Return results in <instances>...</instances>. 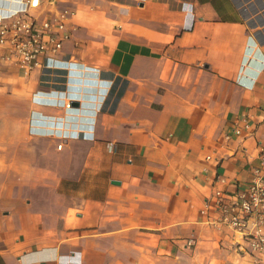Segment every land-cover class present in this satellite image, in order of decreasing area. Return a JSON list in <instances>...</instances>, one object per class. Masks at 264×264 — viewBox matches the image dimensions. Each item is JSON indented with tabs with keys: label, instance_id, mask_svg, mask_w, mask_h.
<instances>
[{
	"label": "crops",
	"instance_id": "1",
	"mask_svg": "<svg viewBox=\"0 0 264 264\" xmlns=\"http://www.w3.org/2000/svg\"><path fill=\"white\" fill-rule=\"evenodd\" d=\"M62 9L56 57L103 73L90 79L105 93L84 87L65 109L71 86L42 83L64 78L58 64L25 70L0 48V264H264L219 208L264 170V0H41L30 14Z\"/></svg>",
	"mask_w": 264,
	"mask_h": 264
},
{
	"label": "built area",
	"instance_id": "2",
	"mask_svg": "<svg viewBox=\"0 0 264 264\" xmlns=\"http://www.w3.org/2000/svg\"><path fill=\"white\" fill-rule=\"evenodd\" d=\"M40 3L41 0H19L17 7L0 13V48L6 50L4 59L14 60L19 67L25 70H30L37 65L47 67L58 64L57 71L64 78L60 79L57 75L46 74L42 83L61 88V84L54 83L61 81L66 84L67 89L71 86L70 90L73 94L70 95L67 90H63L66 95L61 103L65 109H72L71 102L80 99L77 94H81V89L84 87L89 89L93 86L92 88L97 91L94 100H101L105 93V89L101 86L106 85L107 82L105 80L97 82L96 79L93 81L90 76L93 74L103 78L105 77L103 73L95 71L79 73L74 61H69L65 57L60 59L56 57L61 50L63 40L69 37L66 29L69 12L62 9L56 12L53 17L38 20L30 14V11L37 9ZM73 74H77V79L73 77ZM96 86H100V88L97 89ZM114 86L115 83L112 90ZM33 99L38 101L40 97L34 95ZM51 126H54V131L58 130L59 132L58 134L51 132V134H55L61 139L67 137L61 120H56ZM70 134L76 136L78 133L72 131L69 132ZM107 145L110 149L113 147L112 142H108ZM60 147L59 143L57 148ZM219 208L222 212L220 216L222 222L230 225L242 235H247L249 245L253 250L264 251V170L261 173H256L245 190L238 193L235 199L229 204H221Z\"/></svg>",
	"mask_w": 264,
	"mask_h": 264
},
{
	"label": "trees",
	"instance_id": "3",
	"mask_svg": "<svg viewBox=\"0 0 264 264\" xmlns=\"http://www.w3.org/2000/svg\"><path fill=\"white\" fill-rule=\"evenodd\" d=\"M38 117L36 116V114H33L32 118H31V130H32V126L35 123V118Z\"/></svg>",
	"mask_w": 264,
	"mask_h": 264
}]
</instances>
